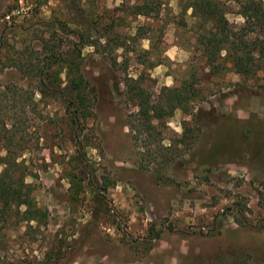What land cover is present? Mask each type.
Returning <instances> with one entry per match:
<instances>
[{
  "label": "rangeland",
  "instance_id": "374dc122",
  "mask_svg": "<svg viewBox=\"0 0 264 264\" xmlns=\"http://www.w3.org/2000/svg\"><path fill=\"white\" fill-rule=\"evenodd\" d=\"M159 1L157 13L142 17L127 9L141 0H0V156L18 157L47 212L30 237L20 234L25 225H0V264H86L104 255L101 263L264 264V94L254 79L210 75L189 0ZM113 20L120 38L140 27L150 40L110 52L95 32ZM52 33L48 45L79 50L91 90L83 125L69 127L72 109L66 116L59 100L38 92L32 68L45 63L42 44ZM126 77L141 78L153 103L161 88L193 80L195 99L187 112L146 125L125 93ZM94 201L107 209L97 220Z\"/></svg>",
  "mask_w": 264,
  "mask_h": 264
},
{
  "label": "trees",
  "instance_id": "16d2710c",
  "mask_svg": "<svg viewBox=\"0 0 264 264\" xmlns=\"http://www.w3.org/2000/svg\"><path fill=\"white\" fill-rule=\"evenodd\" d=\"M45 0H35L40 5ZM235 7L234 12L220 0H189L186 8L190 9L191 17L195 19L194 42L204 60V65L210 75H216L223 70L231 72L243 80L254 79L256 84L251 85L264 94V0H226ZM161 6L159 0H141V3L129 6L127 9L131 15L147 17L149 12ZM233 13L242 19L241 25L228 22L226 14ZM83 22V26H88ZM116 22L113 20L103 28L96 27L97 39L103 38V48L110 52L128 49V44L139 38H145L141 28L137 27L132 36L120 38L113 32ZM52 33L43 41L44 64L42 67L32 68L34 76L41 79L44 68V76L49 86L40 79L38 92L53 100H59L64 107V114L68 116L72 109L73 118H70L69 127L83 125L89 113L90 88L88 82L81 73V58L79 50L71 55L64 54L60 48L48 45L54 37ZM81 42L84 39L82 33L75 32ZM150 40V38H145ZM159 39V36H158ZM157 42V40H156ZM85 43L91 44L94 42ZM113 66H116L113 59ZM151 66V65H150ZM63 75V82L60 75ZM192 81H182L177 87L161 88V101L153 103L151 96L141 85V78L126 77L123 86L129 101L136 108L137 117L146 125L151 122L162 121L171 116L173 111L187 112L188 104L195 99ZM116 91V89H115ZM81 123V124H80ZM1 130L7 133L9 130L2 125ZM0 156V225L5 231L12 227H22V236H29L38 232L39 226H43L47 217L44 208L37 205L32 197V185L25 183L27 175L23 172V163L18 157L11 155L8 150ZM71 187H78L80 180L70 174ZM101 188L105 190L106 185ZM92 197L94 198V193ZM92 198V199H93ZM91 217L97 220L98 216L106 215L107 209L104 203L93 202ZM21 209V210H20ZM264 221V220H263ZM264 223V222H263ZM33 224V225H32ZM24 227V226H23ZM264 227V224L262 225ZM7 234L0 232V253L6 249V242H2ZM60 250H57L50 260H57Z\"/></svg>",
  "mask_w": 264,
  "mask_h": 264
},
{
  "label": "crops",
  "instance_id": "0c3cea01",
  "mask_svg": "<svg viewBox=\"0 0 264 264\" xmlns=\"http://www.w3.org/2000/svg\"><path fill=\"white\" fill-rule=\"evenodd\" d=\"M107 257V255H104L101 259H99L98 261H96V260H94L93 261V263L92 262H87L86 264H113L112 262H108V261H106V263H101V260L102 259H104V258H106ZM107 259V258H106ZM70 264H81V263H78V262H76V261H72Z\"/></svg>",
  "mask_w": 264,
  "mask_h": 264
}]
</instances>
